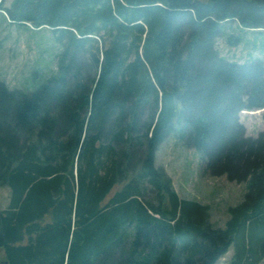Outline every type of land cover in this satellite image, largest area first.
Here are the masks:
<instances>
[{
	"label": "trees",
	"instance_id": "16d2710c",
	"mask_svg": "<svg viewBox=\"0 0 264 264\" xmlns=\"http://www.w3.org/2000/svg\"><path fill=\"white\" fill-rule=\"evenodd\" d=\"M47 26L57 69L39 87L0 77V264H228L264 259V61L224 56L231 22L264 31V0H13ZM176 134L211 175L248 184L225 227L156 164Z\"/></svg>",
	"mask_w": 264,
	"mask_h": 264
},
{
	"label": "rangeland",
	"instance_id": "374dc122",
	"mask_svg": "<svg viewBox=\"0 0 264 264\" xmlns=\"http://www.w3.org/2000/svg\"><path fill=\"white\" fill-rule=\"evenodd\" d=\"M13 0H3L10 6ZM228 33H241L242 41L236 45L226 41L225 36L217 39V46L227 58L239 62L252 59L264 61V31L244 29L237 21L230 23ZM58 44L53 40L51 30L45 26L36 28L33 24L18 23L9 17L6 10L0 12V77L12 88L32 90L45 82L57 69L56 52ZM241 121L247 134L257 136L264 130V108L244 109ZM156 164L165 168L173 184L183 198L196 199L209 204L211 222L225 227L229 219V206L241 203L248 191L246 181L230 180L226 174L211 175L206 171L200 153L185 144L176 134H170L159 146ZM10 188L0 186V208L7 207ZM233 248L215 264H228ZM264 264V259L260 262Z\"/></svg>",
	"mask_w": 264,
	"mask_h": 264
},
{
	"label": "crops",
	"instance_id": "0c3cea01",
	"mask_svg": "<svg viewBox=\"0 0 264 264\" xmlns=\"http://www.w3.org/2000/svg\"><path fill=\"white\" fill-rule=\"evenodd\" d=\"M260 264V263H259Z\"/></svg>",
	"mask_w": 264,
	"mask_h": 264
}]
</instances>
